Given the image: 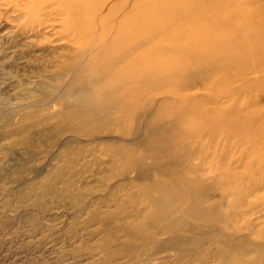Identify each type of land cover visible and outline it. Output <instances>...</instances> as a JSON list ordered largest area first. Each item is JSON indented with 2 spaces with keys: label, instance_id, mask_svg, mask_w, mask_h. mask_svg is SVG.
<instances>
[{
  "label": "rangeland",
  "instance_id": "1",
  "mask_svg": "<svg viewBox=\"0 0 264 264\" xmlns=\"http://www.w3.org/2000/svg\"><path fill=\"white\" fill-rule=\"evenodd\" d=\"M157 1L0 0V264H264V0Z\"/></svg>",
  "mask_w": 264,
  "mask_h": 264
},
{
  "label": "bare ground",
  "instance_id": "2",
  "mask_svg": "<svg viewBox=\"0 0 264 264\" xmlns=\"http://www.w3.org/2000/svg\"><path fill=\"white\" fill-rule=\"evenodd\" d=\"M139 2H143L142 3V5H144V3L146 4V5H148V6H150V7H152V8H158V7H160V5H161V3L160 2H158L157 0H154V1H145V0H139ZM135 52V51H134ZM134 52H132V53H134ZM143 57H145V51H139L138 53H136L134 56H132V57H130L125 63H129L130 65H137V64H141L140 63V60H142L143 59ZM138 62V63H137ZM137 63V64H136ZM144 64H146V62L144 63ZM121 71H124V69H122ZM122 72H119L118 74H116V75H119V74H121ZM115 77H117L118 79H121V78H123V76H115ZM108 82V80L107 81H105V83H107Z\"/></svg>",
  "mask_w": 264,
  "mask_h": 264
}]
</instances>
